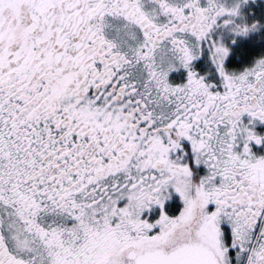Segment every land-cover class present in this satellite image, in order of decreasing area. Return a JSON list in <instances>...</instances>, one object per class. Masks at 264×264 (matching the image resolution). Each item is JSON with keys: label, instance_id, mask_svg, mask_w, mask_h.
I'll return each instance as SVG.
<instances>
[{"label": "snow or ice", "instance_id": "obj_1", "mask_svg": "<svg viewBox=\"0 0 264 264\" xmlns=\"http://www.w3.org/2000/svg\"><path fill=\"white\" fill-rule=\"evenodd\" d=\"M252 7L0 0V264H264Z\"/></svg>", "mask_w": 264, "mask_h": 264}, {"label": "flooded vegetation", "instance_id": "obj_2", "mask_svg": "<svg viewBox=\"0 0 264 264\" xmlns=\"http://www.w3.org/2000/svg\"><path fill=\"white\" fill-rule=\"evenodd\" d=\"M250 3L254 5V7L249 9L250 13H258L262 9H264V0H250ZM249 40H255L256 44L248 50L247 55H242L239 49L234 51L230 58V63H234L236 65H246L251 61L257 54L261 51H264V40L260 38L259 34H252L248 38H242L241 43L246 44ZM257 128L261 131H264V123L257 122ZM179 206V202L171 205V209H176Z\"/></svg>", "mask_w": 264, "mask_h": 264}]
</instances>
